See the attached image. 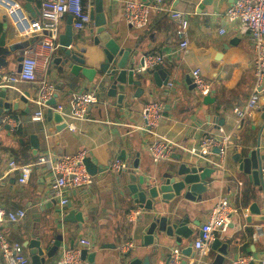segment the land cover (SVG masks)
<instances>
[{
  "label": "crops",
  "instance_id": "crops-1",
  "mask_svg": "<svg viewBox=\"0 0 264 264\" xmlns=\"http://www.w3.org/2000/svg\"><path fill=\"white\" fill-rule=\"evenodd\" d=\"M14 1L25 15L29 14L23 8L25 0ZM126 1L103 0V12L109 33L121 46L130 47L131 52L136 53L133 56L135 72L141 74L142 91L138 97L133 98L131 94L136 87H131L123 99L129 103L127 107L123 104L118 106L115 98L106 96L98 87L95 81L97 73L92 78V70L98 71L103 54L100 48L92 44L90 22L77 30L73 27L70 13L64 14L60 20L58 47L53 51L44 49L42 55L38 56L36 69L37 80L46 79L54 84L55 103L63 106L62 111L52 105L39 104L38 83L35 81L0 84V92L6 91L7 101H17L20 96L27 97V102H19L17 109L2 113L10 114L15 126H0V204L8 210H25L21 220L4 224L7 237L23 245L24 240L31 235L40 236L45 242L51 243L56 234H61L59 247L52 258L48 259L52 264H58L63 247L76 246L82 237L91 241L87 253H93V257L87 259L89 264H114L117 259L127 255L144 260V264H167L169 251L177 244L161 235V243L142 245V229L150 220L152 211H145L135 205L125 190L113 188L111 175L109 180L100 174L93 175L91 184L68 190V202L61 206L58 195L51 191L53 175L42 165H34L29 180L23 184L18 182V170L9 169L11 161L17 164L31 163L46 151L62 155L80 150H85L86 156L98 166L107 167L119 159L121 150H125V160L119 159L124 167L133 171L135 176L142 174L147 179L158 178L169 166L182 161L211 168L206 178L205 192L194 201L180 196L173 202L172 207L177 205V213L191 230L189 237L183 238L181 244L193 242L211 206L219 196H224L236 211L231 215L227 230L217 233L218 238L227 242L223 264H229L241 253L251 254L252 264H264L263 255H260L264 249V222L246 219L249 215L248 206L257 199L259 206L263 207V199L256 198V188L248 176L238 170L235 159L237 152L255 146L257 130L253 128V116L262 105L259 102L258 110L240 119H237L233 111L234 107L245 105L255 83L252 67L254 51L248 32L239 22H226L223 17L226 8L234 0L165 1V8L182 10L188 19V49L184 53L178 49L176 22L168 16L166 10L151 11L146 25L134 27L124 19ZM152 1L148 0V3ZM85 3L89 9L93 0H85ZM30 4L39 9L38 0ZM6 13V8L0 4V33L5 30L6 44L28 39L30 45L26 48H38L46 32L21 34L11 18H7L6 24L3 22ZM68 24L72 26L74 43L86 48L81 53L83 69L78 73L63 69L53 61L58 56L59 36L65 32ZM220 27H224V32H219ZM156 52L163 56L161 64L146 70L137 67L143 55ZM16 56L15 52L6 55L5 66H0V70L18 72ZM194 68H199L202 78L209 84L207 94L200 93L193 85L191 71ZM87 89L95 90L98 99L87 108L83 118L73 117L69 101L74 94ZM205 95H208L207 98ZM152 100H160L163 105L162 120L157 132L177 144L170 158L161 162L152 161L147 144L153 136L140 128L142 106ZM40 108L43 111L42 119L33 120L32 114ZM55 111L61 114L62 122L66 123L61 129L57 128L60 122L54 120ZM68 125H73L74 129H69ZM223 132L230 134V145L223 167L215 166L187 151L204 136ZM31 135L36 136L34 142L37 148L31 143ZM260 146L264 149V137ZM215 153L213 150L209 158L214 160ZM176 154H181L179 160L174 158ZM135 159L137 168L132 165ZM134 207L141 209V215L136 221L130 222L126 212ZM72 210L81 212L84 217L81 228L69 219H64ZM259 229L263 233L254 239L253 234ZM127 241H132L134 247L122 254L119 246ZM24 252L28 255L25 247ZM216 253L212 249L200 264H211ZM188 257L185 256L183 264H187ZM0 264H6L1 254Z\"/></svg>",
  "mask_w": 264,
  "mask_h": 264
},
{
  "label": "built area",
  "instance_id": "built-area-1",
  "mask_svg": "<svg viewBox=\"0 0 264 264\" xmlns=\"http://www.w3.org/2000/svg\"><path fill=\"white\" fill-rule=\"evenodd\" d=\"M7 3V12L12 13L21 8L14 0H0ZM166 0H153L150 4L140 0H127L124 5V19L134 27H142L147 24L151 11L160 12L166 10L168 16L176 22L175 36L178 39V49L180 52H187L188 42L186 31L188 19L185 12L174 8H165ZM39 15L36 18L23 23L17 17L15 24H18V31L28 33L33 31H45L46 35L41 40L38 48H26L23 50L21 67L18 72H6L0 70V84H9L16 81H31L38 83V102L41 106H46L47 101L54 95L55 86L46 79L37 80L36 69L38 56L43 50L53 51L58 47L57 38L59 34V23L62 16L70 13L73 18V27L77 30L84 28L89 23V13L85 0H38ZM224 19L226 22H239L243 29L248 32L253 46V74L254 87L243 107H234L233 111L237 119L249 115L252 111L258 110L259 99L264 92V0H234L225 10ZM219 32H224V27L219 28ZM163 62L161 53H147L143 56V70L153 68ZM195 88L202 94L209 92V84L205 82L200 74L199 68L191 71ZM170 85V83H169ZM98 94L93 89H87L76 93L69 101L70 114L76 118H83L88 106L95 103ZM63 106L57 105L56 110L62 111ZM163 105L160 100H152L144 103L141 109L142 124L141 129L149 132L153 138L147 144V150L153 162H161L170 158L173 148L177 145L165 135L157 132L162 120ZM42 109L36 110L31 118L33 120L42 119ZM15 126V121L10 114H0V126ZM69 129H74L73 125H68ZM230 145V134L221 133L219 135H207L201 138L197 144L187 148L191 154L204 158L215 166L223 167L228 148ZM217 148L214 160L210 159V154ZM86 156L85 150H80L73 154L55 155L49 151L40 153L36 160L31 163L17 164L14 161L9 163L10 170H18V182L26 183L32 173L34 165H42L49 170L52 175L51 191L59 197V204L66 205L68 202V190L93 182L91 175L85 168L83 159ZM124 163L115 159L108 165L109 169L118 170L123 168ZM236 209L232 206L228 198L219 196L211 206L206 220L199 226V233L191 243L193 255L187 258V264H200L205 256L212 251V243L219 231H226L231 221V215ZM141 215L139 207L130 208L126 212V218L130 222L136 221ZM25 216V210L18 208L8 210L0 204V254L6 264H28V255L24 252V246L20 242L11 241L7 237L4 224L6 222H18ZM259 229L253 234L256 239L262 234ZM81 245L91 246V241L82 237L79 238L76 246L63 247L60 251L58 264H89L86 258H81ZM134 247L132 241H127L119 246L120 252L126 254ZM185 255L182 253V246H173L168 255L167 264H183ZM253 256L241 253L233 258L229 264H252Z\"/></svg>",
  "mask_w": 264,
  "mask_h": 264
},
{
  "label": "water",
  "instance_id": "water-1",
  "mask_svg": "<svg viewBox=\"0 0 264 264\" xmlns=\"http://www.w3.org/2000/svg\"><path fill=\"white\" fill-rule=\"evenodd\" d=\"M32 1L25 0L23 4V8L29 14L25 15L21 8H17L15 13H6L7 15H4L3 22L6 24L9 17L15 23L17 17H19L23 23H26L28 20L36 17L39 9L30 4ZM141 1L148 3V0ZM0 4L7 8V3L0 1ZM88 13L89 25L91 24L90 39L92 44L100 48L103 54V58L97 67L98 71L96 69L92 70V78L97 73L95 81L98 87L105 92L106 96L115 98L118 106L123 104L127 107L129 103L127 101L124 102L123 99L131 87H136L131 94L133 98L138 97L142 91L140 87L141 80L139 78L141 74L138 71L135 72L133 56L136 53L131 52L130 47L121 46L120 42L109 33L106 15L103 12V0H93V4L89 6ZM15 26L18 28V24ZM5 34V30L0 33V66H5L4 57L6 55L15 52L17 54L16 61L18 62L16 69L19 71L23 50L30 45V41L22 39L6 44ZM74 42L72 26L68 24L65 32L59 36L58 56L53 58V61L58 63L63 69L78 73L83 69L82 64L84 60L81 53L86 48L84 46L79 47ZM143 56L138 60L137 67L143 65ZM159 72L161 74V71ZM165 82L166 79L163 80V83ZM205 96L207 98L208 95ZM6 99L7 94L3 90L0 92V114L5 110L17 109L19 102H27V97L25 96H20L17 101H7ZM259 102L262 107L253 116L255 120L253 128L257 130L255 146L243 152H237L235 159L238 163V170L246 174L249 181L256 188V198H262L264 204V149H261L260 146V141L264 137V95L260 97ZM47 104L52 105L56 109L55 95L47 101ZM53 117L55 122H60L57 126L58 129L66 126V123L62 122V116L59 112L55 111ZM34 140H36V136L31 135V143L34 148H37V143ZM214 151L217 152V148H214ZM118 158L125 160V150L120 151ZM174 158L179 160L181 154H176ZM132 162L133 168H137V159ZM83 163L91 175L100 174L102 177H107L106 179L108 180L111 175L110 183L113 188L125 190L135 205L145 211H152L150 220L142 229V245L159 244L163 241L160 238L163 235L168 240L181 245L182 253L185 256L193 255L190 242H187L186 245L181 244L183 238L189 237L191 230L177 213V205L174 208L172 206L173 202L180 196L194 201L200 194L205 192L207 189L206 178L211 172V168L182 161L175 166H169L158 178L147 179L142 174L135 176L134 172L127 167L118 170L109 169L108 166L100 167L89 156L84 157ZM122 172H125V174L122 175ZM248 211L247 221L264 222V206L260 207L257 199L248 206ZM64 219H69L81 228L84 217H82L81 212H74L72 210ZM61 238V234H56L54 240L49 243L45 242L40 236L31 235L30 238L24 240L23 246L27 249L29 264H52L48 259L52 258L59 247ZM87 249L86 245H81V258L91 260L93 253H87ZM212 249L216 250L217 253L211 264H223L224 256L227 254V242H223L220 238L216 237L212 243ZM260 255H263L264 261V249L260 251ZM183 262L185 263V259ZM114 264H144V260L127 255L117 259Z\"/></svg>",
  "mask_w": 264,
  "mask_h": 264
}]
</instances>
